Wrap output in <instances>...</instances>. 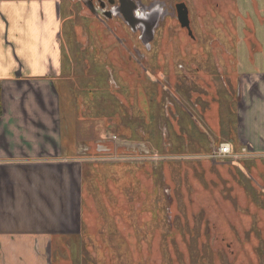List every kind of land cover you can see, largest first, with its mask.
<instances>
[{
  "label": "rangeland",
  "instance_id": "374dc122",
  "mask_svg": "<svg viewBox=\"0 0 264 264\" xmlns=\"http://www.w3.org/2000/svg\"><path fill=\"white\" fill-rule=\"evenodd\" d=\"M132 1L147 21L154 10L150 51L121 15L94 17L69 0L72 37L93 69L77 83L94 82L75 97L99 102L81 155V235L53 264H264V155L222 131L214 148L208 137V113L216 106L217 117L232 118L224 93L236 97L264 51V0ZM179 3L195 39L178 21ZM223 144L231 157L218 154Z\"/></svg>",
  "mask_w": 264,
  "mask_h": 264
},
{
  "label": "crops",
  "instance_id": "0c3cea01",
  "mask_svg": "<svg viewBox=\"0 0 264 264\" xmlns=\"http://www.w3.org/2000/svg\"><path fill=\"white\" fill-rule=\"evenodd\" d=\"M71 7L69 0H0V264H53L66 240L81 235V155L99 101L75 97L94 82L77 83L93 69L72 37ZM257 57L236 97L224 93L232 118L217 117L216 106L208 113L210 147L222 131L228 143L264 155V51Z\"/></svg>",
  "mask_w": 264,
  "mask_h": 264
},
{
  "label": "flooded vegetation",
  "instance_id": "af4514ba",
  "mask_svg": "<svg viewBox=\"0 0 264 264\" xmlns=\"http://www.w3.org/2000/svg\"><path fill=\"white\" fill-rule=\"evenodd\" d=\"M107 3L109 4L110 9L107 8ZM83 4L88 9L90 15L94 17L103 16L104 18L110 20L113 19V17L115 16L114 14H116V15H121L126 22H127L126 18L128 17L129 21L127 23L128 24L130 23L129 25L131 29L135 33L138 31L142 32L140 39L144 44L148 46L149 51L151 50L152 43L155 40L156 30L154 29L157 28L155 26L156 25L155 18H153L154 10H152V7L149 9V20L147 21V18L146 19L143 18L145 16L146 17L148 16L147 12L143 14V12L140 11L139 6L132 0H122V4H120V1L116 3V0H106V2L104 0H83ZM177 5H176L175 13L177 18H179L177 12ZM137 12H140L142 15L138 16L136 14ZM189 18H190V12H189ZM190 28H191V20H190ZM183 29H185L189 35V31L186 28ZM191 31L193 34L192 28ZM191 38L195 39L194 34Z\"/></svg>",
  "mask_w": 264,
  "mask_h": 264
},
{
  "label": "water",
  "instance_id": "95a60500",
  "mask_svg": "<svg viewBox=\"0 0 264 264\" xmlns=\"http://www.w3.org/2000/svg\"><path fill=\"white\" fill-rule=\"evenodd\" d=\"M120 4H122V0H119ZM178 12V20L183 28H186L189 31V35L192 37V31L190 28V18H189V10L186 4L181 3L177 5ZM127 22L129 21L128 17L126 18ZM130 24V23H129Z\"/></svg>",
  "mask_w": 264,
  "mask_h": 264
},
{
  "label": "built area",
  "instance_id": "2783aa9c",
  "mask_svg": "<svg viewBox=\"0 0 264 264\" xmlns=\"http://www.w3.org/2000/svg\"><path fill=\"white\" fill-rule=\"evenodd\" d=\"M218 154L220 155V157H231L233 154L231 145L230 144L221 145L218 149Z\"/></svg>",
  "mask_w": 264,
  "mask_h": 264
},
{
  "label": "clouds",
  "instance_id": "9594fccd",
  "mask_svg": "<svg viewBox=\"0 0 264 264\" xmlns=\"http://www.w3.org/2000/svg\"><path fill=\"white\" fill-rule=\"evenodd\" d=\"M136 14H137L138 16H141V15H142L140 12H137ZM143 18L146 19L147 17L145 16V17H143Z\"/></svg>",
  "mask_w": 264,
  "mask_h": 264
}]
</instances>
